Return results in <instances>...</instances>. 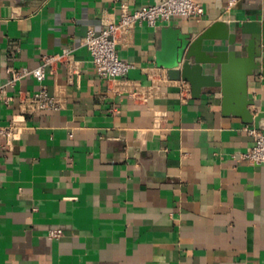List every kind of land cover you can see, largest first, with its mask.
<instances>
[{
	"label": "crops",
	"instance_id": "0c3cea01",
	"mask_svg": "<svg viewBox=\"0 0 264 264\" xmlns=\"http://www.w3.org/2000/svg\"><path fill=\"white\" fill-rule=\"evenodd\" d=\"M161 1L0 0V85L7 68L68 54L42 82L7 88L43 85L58 108L23 116L17 99L0 103V125H23L0 139V264H264V164L239 158L253 144L244 126L264 128V75L249 77L262 117L247 124L223 113L221 88L193 97L167 66L216 21L233 32L264 19V0H194L198 20L136 25L116 46L132 67L101 77L86 33L118 21L122 4Z\"/></svg>",
	"mask_w": 264,
	"mask_h": 264
},
{
	"label": "built area",
	"instance_id": "2783aa9c",
	"mask_svg": "<svg viewBox=\"0 0 264 264\" xmlns=\"http://www.w3.org/2000/svg\"><path fill=\"white\" fill-rule=\"evenodd\" d=\"M237 1L227 0V6L229 8L234 6ZM203 14V6L194 0H163L158 4L133 10L128 9L126 4H122L118 21L107 23L99 32L89 30L82 39V43L90 54L96 72L101 77L121 79L127 74L132 64L118 55L116 46L119 42V35L130 36L136 25L146 24L156 27L173 17L198 20ZM67 56L68 54L43 55L39 65L33 69L7 68L6 81L0 85V103L10 105L17 99L19 113L23 116L32 115L42 109L58 108L59 100L49 95L43 85L33 92L19 91L16 96L9 94L7 88L14 87L20 79L26 76H32L38 82H42L47 68ZM21 128L23 125L18 121L0 125V139L9 138ZM244 130L252 135L253 144L248 150L241 152L239 158L255 165L264 164V128L246 125ZM49 235L57 238L61 235V231L50 230Z\"/></svg>",
	"mask_w": 264,
	"mask_h": 264
},
{
	"label": "water",
	"instance_id": "95a60500",
	"mask_svg": "<svg viewBox=\"0 0 264 264\" xmlns=\"http://www.w3.org/2000/svg\"><path fill=\"white\" fill-rule=\"evenodd\" d=\"M229 27L216 21L193 39L183 37L176 59L167 64L168 77L188 82L193 97L221 88L224 114L257 123L262 114L249 109L254 103L248 98V81L259 72L264 75V19L237 22L233 32Z\"/></svg>",
	"mask_w": 264,
	"mask_h": 264
}]
</instances>
